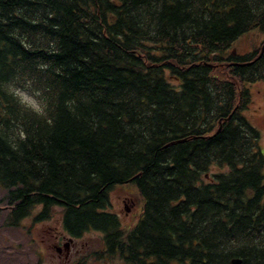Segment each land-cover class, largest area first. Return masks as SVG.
<instances>
[{
    "label": "trees",
    "instance_id": "obj_1",
    "mask_svg": "<svg viewBox=\"0 0 264 264\" xmlns=\"http://www.w3.org/2000/svg\"><path fill=\"white\" fill-rule=\"evenodd\" d=\"M264 0H0L1 226L56 206L124 264H264ZM34 97L37 106L25 100ZM209 176V177H208ZM133 183L131 227L108 193Z\"/></svg>",
    "mask_w": 264,
    "mask_h": 264
},
{
    "label": "rangeland",
    "instance_id": "obj_2",
    "mask_svg": "<svg viewBox=\"0 0 264 264\" xmlns=\"http://www.w3.org/2000/svg\"><path fill=\"white\" fill-rule=\"evenodd\" d=\"M263 40L264 34L256 29L242 35L232 50L244 54L260 46ZM249 88L252 103L245 115L260 130L264 152V80L250 84ZM25 100L37 106L35 98L29 94H25ZM138 193L133 183L116 185L109 190L108 209L120 217L123 228L131 227L142 213L143 201ZM5 194L0 187V200ZM6 204L0 202L2 207ZM38 211L39 208H35L17 227L9 228L1 226L3 216L0 213V264H124L118 257L101 259L95 255L105 247L102 232L91 230L80 238L69 236L63 227L60 206L55 207L49 219L35 220Z\"/></svg>",
    "mask_w": 264,
    "mask_h": 264
},
{
    "label": "water",
    "instance_id": "obj_3",
    "mask_svg": "<svg viewBox=\"0 0 264 264\" xmlns=\"http://www.w3.org/2000/svg\"><path fill=\"white\" fill-rule=\"evenodd\" d=\"M65 246H66V249H67L68 248V245L66 244ZM58 249H59V251H61L60 248H58ZM232 264H241V259L240 258H234L232 260Z\"/></svg>",
    "mask_w": 264,
    "mask_h": 264
}]
</instances>
